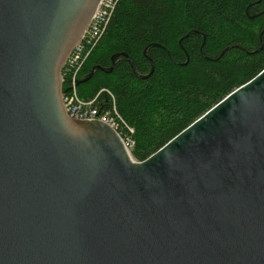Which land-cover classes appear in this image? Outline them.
I'll return each instance as SVG.
<instances>
[{
	"label": "water",
	"instance_id": "1",
	"mask_svg": "<svg viewBox=\"0 0 264 264\" xmlns=\"http://www.w3.org/2000/svg\"><path fill=\"white\" fill-rule=\"evenodd\" d=\"M100 1L0 0V264H264V69L136 161L64 103Z\"/></svg>",
	"mask_w": 264,
	"mask_h": 264
},
{
	"label": "trees",
	"instance_id": "2",
	"mask_svg": "<svg viewBox=\"0 0 264 264\" xmlns=\"http://www.w3.org/2000/svg\"><path fill=\"white\" fill-rule=\"evenodd\" d=\"M118 53L136 72L119 57L77 93L114 94L135 131L131 156L144 161L264 69V0H121L79 77Z\"/></svg>",
	"mask_w": 264,
	"mask_h": 264
},
{
	"label": "built area",
	"instance_id": "3",
	"mask_svg": "<svg viewBox=\"0 0 264 264\" xmlns=\"http://www.w3.org/2000/svg\"><path fill=\"white\" fill-rule=\"evenodd\" d=\"M121 0H101L81 43L73 50L63 70V77L71 82L65 88L72 87L64 94V103L68 114L75 119L101 121L109 125L120 137L126 150L131 154L135 146L134 128L120 115L116 98L109 90H102L94 99L84 100L77 93L76 80L89 55L106 32L113 13ZM104 95V96H103ZM104 97V99L102 98Z\"/></svg>",
	"mask_w": 264,
	"mask_h": 264
}]
</instances>
